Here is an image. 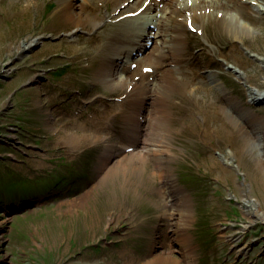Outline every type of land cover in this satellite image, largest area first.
I'll return each instance as SVG.
<instances>
[{
  "label": "rangeland",
  "instance_id": "374dc122",
  "mask_svg": "<svg viewBox=\"0 0 264 264\" xmlns=\"http://www.w3.org/2000/svg\"><path fill=\"white\" fill-rule=\"evenodd\" d=\"M22 3L18 0L14 7ZM97 3L99 15L113 8L111 1ZM55 4L45 0L36 12L7 17L0 14V264H264V222L246 213L249 201L262 212L264 199L254 190L244 169L236 167V158L230 163L219 161L218 151L229 147L225 141L179 136V152L170 163L176 170L174 181L167 188L160 176L143 185L134 174L127 178L125 170L105 175L108 167L125 158L132 148L134 134L123 132L127 129L115 132L104 142H76L72 143L76 147L67 149V134H101L105 131L103 123L90 118L108 110L111 113L110 103L120 104L129 96L125 84L110 89V83L94 76L104 59L102 48L91 50L90 58L86 54L74 58L68 47L78 36H91V31L79 29L74 40L64 32L65 27H50ZM48 6L53 8L48 11ZM108 26L102 25L96 32L103 27L106 32ZM194 29L187 26L184 31L196 35L202 45L208 44ZM32 32L44 37V42L31 43L27 49ZM144 43L151 45L148 40ZM44 46L48 50L43 52ZM247 52L243 60L249 62L245 74L253 76H248L249 83L264 90V66L256 62L254 51ZM127 63L123 60L120 67L124 76L134 80L138 75L125 71ZM136 63L144 65L147 60L141 56L132 61L131 68ZM225 65V71L233 67L232 63ZM113 68L117 70L118 66ZM236 70L241 73L243 69ZM231 76L237 79L236 73ZM248 86L242 92L235 87V94L241 97L236 98L241 103L235 100L236 112L241 109L239 105H253L248 103ZM97 87L99 92L94 91ZM225 101L232 110L234 102L224 97ZM113 108L112 113L117 110ZM253 116L241 120L244 129L250 133L262 131ZM181 120H177L179 125L184 123ZM13 123L19 127L12 128ZM148 125L149 121L140 126L135 148ZM258 152L264 157L263 148ZM250 159L247 154L244 163H251ZM152 164L151 160L148 165ZM68 170L75 171L72 178ZM224 170L228 171L226 179L217 174ZM63 171L66 177L54 183L55 187L35 180L50 174L48 179L62 178L59 172ZM174 186L181 188L176 194L187 193L192 209L191 223L184 229L175 224L177 220L171 221L173 227L165 220L159 226L152 222L165 218L158 216L160 210L167 211L162 203L158 206L162 199L159 191ZM6 191L14 195L9 197ZM81 192L84 203L77 204ZM72 202L75 207L68 206Z\"/></svg>",
  "mask_w": 264,
  "mask_h": 264
},
{
  "label": "bare ground",
  "instance_id": "6f19581e",
  "mask_svg": "<svg viewBox=\"0 0 264 264\" xmlns=\"http://www.w3.org/2000/svg\"><path fill=\"white\" fill-rule=\"evenodd\" d=\"M16 1L18 0H0V14L7 17L20 12H36L45 3V0H23L20 6L15 4V8ZM53 1L56 3L55 16L53 21L49 22L50 27H65L64 32L69 38L74 37V40L79 29L91 31V36L86 38L78 36L76 43L68 47L74 58L83 54L90 58L91 50L102 48L104 59L98 69L95 68L97 72L94 76L105 83H110L112 85L110 89L123 88L125 84L129 96L120 104L110 103L111 113L108 110L100 114L96 113L90 118L103 123L105 131L101 134L96 132L90 137L82 133L67 134L68 141L65 144L68 150L76 147L72 143L89 140L104 142L107 137H112L119 130L127 129L123 132L134 134L132 148L125 158L123 156L122 160L108 167L105 175H114V173L118 174L119 170H125L127 178L134 174L143 185L147 182L149 185L150 181L160 176L158 179L161 178L167 188V185L174 181L176 170L170 163L179 152V145L176 142L179 136L196 135L211 138L214 143L221 140L229 147L218 151L219 161L230 163L233 157L236 158V167L244 169V175L264 199V157L258 152V148L264 149V114H262L264 104L260 106L264 103V90L255 88L254 84L249 83L248 78L253 76L248 75V77L245 74L244 70L248 72L249 62L243 60L244 53L248 54L247 49H249L254 51L252 53L256 62L264 66V24H262L264 0H166L165 4H163L164 0H102V2H113V8L111 11L101 12L100 15L97 0ZM51 8L53 7L48 6L47 10ZM30 23L31 19H28L26 24ZM102 25H109L108 30L104 32L103 27L96 32ZM187 26L195 28L193 31L197 34H203L208 44L202 45L196 35L185 33L184 28ZM34 32L27 38L30 39L25 45L27 49L31 48V43L44 42V37L39 38ZM146 40L152 46L149 47L144 43ZM45 50L48 49L44 46L42 51ZM147 51L148 55L145 54ZM133 54L134 57L130 58ZM141 56L147 60V64L136 63V66L131 68L132 61L140 59ZM123 60L128 61L125 71L138 75L134 80L130 76H124L120 67ZM228 63H232L233 67L225 71L224 68H227L225 64ZM113 66H118V69H114ZM236 67L243 69L242 72L239 73ZM231 73H236L237 81L232 78ZM147 75H152L153 79L148 78ZM96 78L93 80L96 81ZM218 78L220 84L217 83ZM247 85L250 86L247 88L248 103L253 105L250 108L249 105H239L242 110L236 112V104L240 102L238 99L241 97L235 94V87L242 92ZM261 85L264 87V82ZM94 91L99 92V87L94 88ZM224 97L234 102L231 105L236 113L228 108ZM148 103L150 108L147 107ZM112 108L117 110L112 113ZM252 114L258 119L262 131L254 130L250 133L244 129L241 120ZM179 118H182L183 124H178ZM69 119L72 120L70 117ZM148 121L147 131L144 132L140 145L135 148L136 142L139 141L137 135L141 133L140 126ZM87 124H90L89 120ZM11 126L15 129L19 127L15 123ZM93 126L97 128L96 125ZM58 137L60 140L61 136ZM30 148L37 149L36 145H31ZM247 154L252 160L251 163L249 161L244 163L243 159ZM151 160L153 164L150 166L148 164ZM69 172L72 178L75 171L68 170V174ZM227 172L224 170L223 173L217 174L222 179H226ZM59 173L63 175L62 178L58 176L60 179L57 177H54V180L48 179L50 174L47 177L38 176L39 179L35 180H39L38 183L44 182L49 187H55L54 183L66 177L65 171ZM59 173L56 174L60 175ZM176 187H171L166 192L159 191L162 199L158 206L162 203L167 211L160 210L158 215L165 218L158 220L157 215L154 217L158 220V222L152 221L156 226L163 225L161 220L168 221L171 226L182 225L180 226L182 229L191 223L189 219L192 217V209H190L189 197L185 192L176 194L175 191L181 189ZM211 191L214 194L215 187ZM9 193V197L14 195V192ZM83 195L81 192L79 196L82 197H77L79 200L77 204L84 203ZM249 202L246 213L255 220L264 222V210L258 211L257 204ZM130 204L131 202H128L129 206ZM68 206L75 207V203L72 202ZM173 220H177V223L171 222ZM185 237L190 238L188 233ZM149 260L151 261V258Z\"/></svg>",
  "mask_w": 264,
  "mask_h": 264
},
{
  "label": "snow or ice",
  "instance_id": "6c2138e0",
  "mask_svg": "<svg viewBox=\"0 0 264 264\" xmlns=\"http://www.w3.org/2000/svg\"><path fill=\"white\" fill-rule=\"evenodd\" d=\"M145 71H151V69H145Z\"/></svg>",
  "mask_w": 264,
  "mask_h": 264
}]
</instances>
